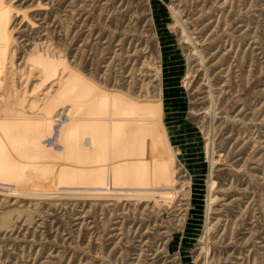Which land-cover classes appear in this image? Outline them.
Returning a JSON list of instances; mask_svg holds the SVG:
<instances>
[{"label":"rangeland","instance_id":"374dc122","mask_svg":"<svg viewBox=\"0 0 264 264\" xmlns=\"http://www.w3.org/2000/svg\"><path fill=\"white\" fill-rule=\"evenodd\" d=\"M0 264H264V0H0Z\"/></svg>","mask_w":264,"mask_h":264},{"label":"bare ground","instance_id":"6f19581e","mask_svg":"<svg viewBox=\"0 0 264 264\" xmlns=\"http://www.w3.org/2000/svg\"><path fill=\"white\" fill-rule=\"evenodd\" d=\"M52 192H53V193H55V192L59 193V191H57V190H56V191L54 190V191H52ZM60 192H61V191H60ZM73 192H74V191H73ZM81 192H82V191H81ZM42 193H43V192H42ZM75 193H80V192H79V191H75ZM106 193H107V192H106ZM110 193H111V192H110ZM54 195H55V194H54ZM108 195H109V194H108Z\"/></svg>","mask_w":264,"mask_h":264}]
</instances>
